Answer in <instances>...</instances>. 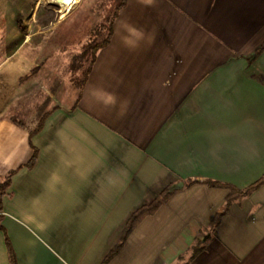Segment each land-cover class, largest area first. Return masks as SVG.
Returning a JSON list of instances; mask_svg holds the SVG:
<instances>
[{
  "label": "crops",
  "instance_id": "0c3cea01",
  "mask_svg": "<svg viewBox=\"0 0 264 264\" xmlns=\"http://www.w3.org/2000/svg\"><path fill=\"white\" fill-rule=\"evenodd\" d=\"M53 22L0 57V177L15 170L0 223L18 264H102L131 213L170 186L106 264H264V181L229 204L230 188L207 182L264 176V0H76ZM110 28L79 100L64 79L32 122L5 116L17 101L34 115L49 61L21 76Z\"/></svg>",
  "mask_w": 264,
  "mask_h": 264
},
{
  "label": "trees",
  "instance_id": "16d2710c",
  "mask_svg": "<svg viewBox=\"0 0 264 264\" xmlns=\"http://www.w3.org/2000/svg\"><path fill=\"white\" fill-rule=\"evenodd\" d=\"M36 2V1H35ZM35 2L33 3V6L29 9V13H28V17L30 18L32 16L33 10H34V6H35ZM28 6H30V3L27 4ZM21 20H26L25 17H20V18H16V22H21ZM112 24V22H111ZM110 24V25H111ZM111 33L112 30L110 28V32L108 34V36L103 39L102 41L97 42L96 44H94L91 48V50H89V52H87L86 54H81L79 55V58L83 59V64H80L79 61L77 59L74 58V60H71L68 65H67V69L64 70L63 72H61L58 75H54V77L52 78L53 80L51 81L53 84H51L50 86V92L54 93L57 86L59 85V83L63 80V79H68L69 81H71L74 85H76L79 89V96H78V100L81 96V92L83 89V86L85 84V82L87 81L89 72L92 68V65L96 59V53L98 51V49L100 47H102L104 44L109 42V39L111 37ZM264 48V45L261 46L260 50ZM11 52V51H10ZM9 52V53H10ZM71 52L70 49L68 48H60L55 54H53L52 56L46 58L43 62H41L39 65L33 67L27 74L23 75L20 77V81H23L29 77H33L37 74V72L41 69V67L48 61H50L51 59L57 58L60 55L64 54V53H69ZM20 101H17L15 104H13V106H11L7 112V114L5 116H7L8 118H10L11 120L15 121L16 123L21 124V122L17 119V116L19 117L17 111H15L18 106H19ZM46 106V103L43 105L42 110L44 109V107ZM44 116V115H43ZM40 123L37 125L36 129L40 126ZM32 135V131L30 132V136ZM32 144V142H31ZM33 155L31 157V159L26 163L27 166H32L33 163L35 162L36 159V155H37V149L35 146H33ZM15 172V170H10L9 172H7L4 176L0 177V211H1V204H2V198L5 195V193H7V190L9 188L10 182H11V178L13 173ZM264 181V176L262 178H260L259 180H257L256 182H254L253 184L240 189L237 188L235 186H232L231 184H226V183H222L219 181H215V180H207V182L213 186H227L230 188V193L227 195L226 198V204L231 203L233 200L242 197L246 194H248L252 189H254L255 187H257L260 183H262ZM173 187H168L166 189H164L160 195L155 198L154 200H152L151 202L141 205L140 207H138L136 210H134L128 221L127 224L123 230L122 236L120 241L113 247V249L109 252V254L106 256V258L103 260L102 264H106L108 262V260L114 255L116 254L119 249L123 246L124 242L127 239V236L129 235V233L131 232V230L147 215H150L152 213H154L159 206L169 197V195L173 192ZM0 229L4 230L5 232V241H6V245H7V251H8V257H9V262L10 264H18L17 262V257H16V253L15 250L13 248V245L11 243V240L8 236V233L6 232L5 228L2 226V224L0 223Z\"/></svg>",
  "mask_w": 264,
  "mask_h": 264
},
{
  "label": "rangeland",
  "instance_id": "374dc122",
  "mask_svg": "<svg viewBox=\"0 0 264 264\" xmlns=\"http://www.w3.org/2000/svg\"><path fill=\"white\" fill-rule=\"evenodd\" d=\"M9 2L13 3L9 4L8 7L7 4ZM34 2L35 6L33 12L36 11V13L34 17L29 19L27 18L29 13L28 11L33 6ZM29 3L30 6L27 5ZM5 6L8 8L6 9ZM2 7H5L4 14H9V16H5L4 14L0 16V24L8 23L9 27H0V49H3V51L0 50V57L4 53V51H7L8 48L13 47L15 43L23 37V35H27V33H29L30 31L33 34L32 40L37 41L38 39H40V37H42L49 31L51 25L54 23L53 21L59 18V14L68 9L67 5L60 0H0V9ZM1 14L2 13L0 12V15ZM16 14H18V16H16ZM22 16L25 17L26 20H21V22H18V24L15 25L16 18L18 19ZM1 31H3V33H1ZM70 50L71 52L64 53L59 57L52 59L51 61H49L48 65L44 67V70L41 73V83L35 90L33 94V99L29 100L26 103L32 107L30 109V111L32 112H29V114L33 113L34 115H28V117L19 115V117L23 119L26 123H28L27 121L32 122L34 116L38 113L39 103H42V109L43 105L45 103L47 105V103L49 102L51 95L53 94L50 92V86L51 84H53L51 81L53 80L52 78L54 77V75H58L64 70H66L68 63L71 60H74V58L78 60L79 55L86 54L73 51L72 49ZM78 61L80 64H83L82 58H80ZM201 237H203V235H201ZM199 240L200 239H197L196 242H198ZM196 246L197 243H195L190 248H187L186 251L181 253L179 261L187 260L189 258V255H191L194 251L193 248H196Z\"/></svg>",
  "mask_w": 264,
  "mask_h": 264
},
{
  "label": "clouds",
  "instance_id": "9594fccd",
  "mask_svg": "<svg viewBox=\"0 0 264 264\" xmlns=\"http://www.w3.org/2000/svg\"><path fill=\"white\" fill-rule=\"evenodd\" d=\"M104 103L106 105H115L116 101H115V97L111 94H109L105 99H104Z\"/></svg>",
  "mask_w": 264,
  "mask_h": 264
},
{
  "label": "bare ground",
  "instance_id": "6f19581e",
  "mask_svg": "<svg viewBox=\"0 0 264 264\" xmlns=\"http://www.w3.org/2000/svg\"><path fill=\"white\" fill-rule=\"evenodd\" d=\"M62 2H64L68 8H70L71 6L74 5V3L76 2V0H60Z\"/></svg>",
  "mask_w": 264,
  "mask_h": 264
},
{
  "label": "water",
  "instance_id": "95a60500",
  "mask_svg": "<svg viewBox=\"0 0 264 264\" xmlns=\"http://www.w3.org/2000/svg\"><path fill=\"white\" fill-rule=\"evenodd\" d=\"M180 185H181V183H180Z\"/></svg>",
  "mask_w": 264,
  "mask_h": 264
}]
</instances>
